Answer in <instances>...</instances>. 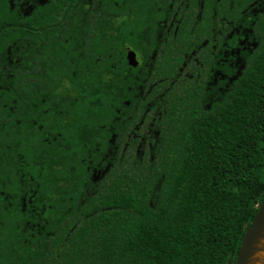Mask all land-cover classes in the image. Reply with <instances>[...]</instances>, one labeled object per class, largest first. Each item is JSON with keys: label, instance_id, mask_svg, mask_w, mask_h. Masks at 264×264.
Segmentation results:
<instances>
[{"label": "trees", "instance_id": "1", "mask_svg": "<svg viewBox=\"0 0 264 264\" xmlns=\"http://www.w3.org/2000/svg\"><path fill=\"white\" fill-rule=\"evenodd\" d=\"M263 196L264 0H0V264H235Z\"/></svg>", "mask_w": 264, "mask_h": 264}, {"label": "water", "instance_id": "2", "mask_svg": "<svg viewBox=\"0 0 264 264\" xmlns=\"http://www.w3.org/2000/svg\"><path fill=\"white\" fill-rule=\"evenodd\" d=\"M126 59L131 66L138 65L136 53L132 49H128ZM235 264H264V196L242 238Z\"/></svg>", "mask_w": 264, "mask_h": 264}, {"label": "flooded vegetation", "instance_id": "3", "mask_svg": "<svg viewBox=\"0 0 264 264\" xmlns=\"http://www.w3.org/2000/svg\"><path fill=\"white\" fill-rule=\"evenodd\" d=\"M128 49H132V48H130V47H126V55H127V51H128ZM133 51H135L134 49H132ZM135 53H136V57H137V59H138V65H139V58H138V56H137V52L135 51ZM126 55H125V57H126ZM137 65V66H138Z\"/></svg>", "mask_w": 264, "mask_h": 264}]
</instances>
